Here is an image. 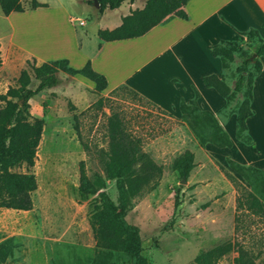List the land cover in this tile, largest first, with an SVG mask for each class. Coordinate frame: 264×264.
Returning <instances> with one entry per match:
<instances>
[{
	"label": "rangeland",
	"instance_id": "rangeland-1",
	"mask_svg": "<svg viewBox=\"0 0 264 264\" xmlns=\"http://www.w3.org/2000/svg\"><path fill=\"white\" fill-rule=\"evenodd\" d=\"M79 1L74 16L87 23L84 30L96 23L109 27L132 8L141 10L146 2L127 1L116 10L99 11L96 0ZM71 24L80 30L79 22ZM7 29L0 17V36ZM245 44L243 39L241 46L246 49ZM240 63V53H235L227 71L229 85ZM36 86L37 81L31 82V89ZM29 104L30 115L44 121L35 165L30 169L16 166L12 171L34 174L37 189L30 211L0 210V243L13 237L17 244L7 264H91L95 253L89 226L92 202L78 194L79 164L85 162L89 176L102 171L98 151L107 147L112 113L120 116L131 134L140 137L143 150L163 167L158 187L134 198L126 215L127 222L140 231L142 256L148 264H193L201 253L235 241L254 254H264V211L240 210L235 221L236 192L225 172L250 190L238 174L228 166L222 171L216 160L200 162L183 184L172 169L173 160L184 150L194 153L197 148L196 136L181 121L157 110L140 95L124 90L96 93L93 85L72 77H63L55 88L32 97ZM106 192L117 201L114 181H107ZM176 197L180 204L175 208ZM236 255L231 252L219 264H233Z\"/></svg>",
	"mask_w": 264,
	"mask_h": 264
},
{
	"label": "trees",
	"instance_id": "trees-1",
	"mask_svg": "<svg viewBox=\"0 0 264 264\" xmlns=\"http://www.w3.org/2000/svg\"><path fill=\"white\" fill-rule=\"evenodd\" d=\"M134 0H96L99 11L116 10L124 2ZM189 0H146L141 10L132 11L121 20V25L111 31L99 30L97 35L101 41L110 42L138 38L148 33L170 16L186 19L184 6ZM46 7L37 0H29V9ZM0 9L4 16L13 12L22 13L26 9L22 0H0ZM236 41L221 40L211 47L212 53L222 62L225 74L220 78L207 76L204 85L213 88L227 101L228 110L237 116L236 137L245 144H250L246 133V119L253 112L252 85L261 71L260 58L264 55V38L250 29L240 34ZM245 39V48L242 42ZM235 53H240L241 63L235 68L237 74L230 88L226 83L227 71L235 60ZM0 58V67H1ZM28 69L33 73L37 86L30 88L31 77L27 69H23L16 81V87H9L5 94L0 95V209L30 211L33 207L32 194L37 189L35 175L13 172L16 166L25 165L33 168L37 149L42 137L44 121L30 115L29 101L32 97L58 84L57 72L69 76H81L94 85V91L100 93L107 87L106 79L92 70L87 62L81 69H72L67 60H55L36 66L35 62L27 61ZM252 67V70H250ZM124 90L139 96L126 86L113 91ZM239 99V102H235ZM101 101L98 102V104ZM149 103V102H148ZM183 119L194 131L200 144L212 143L218 147H231L227 134L218 125L216 119L200 112L195 102L182 104ZM76 131L78 128L76 126ZM107 147L101 148L99 163L101 172L91 176L87 174L85 162L79 164L78 194L83 199H91L92 212L89 226L95 242L94 257L91 264H148L142 256V240L139 229L126 220L134 198L144 196L155 190L163 175V167L157 164L142 148L140 137L131 134L117 113H112L107 124ZM89 153L90 148L84 145ZM229 167L242 175L250 186V190L240 184L234 176L225 172L233 185L235 198V221L240 210L264 211V175L262 171L241 166L233 161ZM195 167L193 152L186 150L172 162V169L179 176L187 179ZM222 171L225 169L220 166ZM107 181H114L117 201L114 202L106 192ZM180 204L175 200V208ZM17 247L13 237L0 243V264H7ZM231 252L237 255L233 264H264V254H254L251 250L241 247L238 242H226L217 245L196 256L193 264H219V261Z\"/></svg>",
	"mask_w": 264,
	"mask_h": 264
},
{
	"label": "crops",
	"instance_id": "crops-1",
	"mask_svg": "<svg viewBox=\"0 0 264 264\" xmlns=\"http://www.w3.org/2000/svg\"><path fill=\"white\" fill-rule=\"evenodd\" d=\"M37 1L46 7L30 10L29 0H22L26 9L22 13L4 16L0 9V17L8 27L0 36V95L9 87L17 86L11 85L16 83L23 69L28 70L31 82L35 81L27 61L40 66L64 59L76 70L89 62L92 70L106 79L105 90L128 87L157 110L181 121L194 135L183 119L181 105L195 102L200 112L212 115L232 145L200 144L198 138L193 137L197 145L193 153L195 165L216 160L225 168L233 161L262 171L264 175V55L260 58L261 71L252 85L250 108L253 114L246 119L250 144L236 137L237 116L228 110L227 101L203 82L207 76L220 78L225 74L221 60L212 53V46L221 40L236 41L241 33L250 29L264 38V0H189L184 6L186 19L170 16L141 37L110 42L101 41L98 31L119 27L121 19L127 15L112 21L109 27L96 23L91 30H84L87 23L74 16L79 0ZM15 18L25 20L15 24ZM78 20L84 22L83 26L79 25L80 30L71 24ZM56 77L58 83L63 77H72L87 81L90 87L93 85L81 76L73 77L61 71ZM229 87L232 88L233 83Z\"/></svg>",
	"mask_w": 264,
	"mask_h": 264
},
{
	"label": "water",
	"instance_id": "water-1",
	"mask_svg": "<svg viewBox=\"0 0 264 264\" xmlns=\"http://www.w3.org/2000/svg\"><path fill=\"white\" fill-rule=\"evenodd\" d=\"M95 4H96V6H98L96 1H95ZM182 182H183V184L186 183V179L183 178V179H182Z\"/></svg>",
	"mask_w": 264,
	"mask_h": 264
},
{
	"label": "built area",
	"instance_id": "built-area-1",
	"mask_svg": "<svg viewBox=\"0 0 264 264\" xmlns=\"http://www.w3.org/2000/svg\"><path fill=\"white\" fill-rule=\"evenodd\" d=\"M80 26L84 25V22L78 21Z\"/></svg>",
	"mask_w": 264,
	"mask_h": 264
}]
</instances>
